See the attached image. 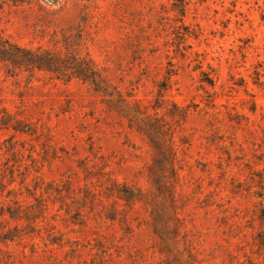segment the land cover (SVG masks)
<instances>
[{"label": "rangeland", "instance_id": "1", "mask_svg": "<svg viewBox=\"0 0 264 264\" xmlns=\"http://www.w3.org/2000/svg\"><path fill=\"white\" fill-rule=\"evenodd\" d=\"M180 4L0 0L5 39L105 79L0 60V264H264V0Z\"/></svg>", "mask_w": 264, "mask_h": 264}, {"label": "trees", "instance_id": "2", "mask_svg": "<svg viewBox=\"0 0 264 264\" xmlns=\"http://www.w3.org/2000/svg\"><path fill=\"white\" fill-rule=\"evenodd\" d=\"M180 11L182 16L184 15L185 8H184V2L185 0H180ZM0 60L10 62L16 67H20L21 70H41L48 73L55 74L57 77H60L61 74H64L65 72H70L69 77L70 78H78L82 80L83 82H90L94 84L97 87L103 88L105 79L99 74V69L95 66L94 62L86 57L69 55V53H58L53 52L49 49H44L41 46L38 48H29L25 46H19L18 44H13L11 41L7 40L0 34ZM117 94L113 99L119 101L121 107H123L126 110H130L132 107L129 106V104H126V97L117 90ZM114 95L113 93L111 96ZM139 102V100H136ZM137 108V107H136ZM156 109V108H155ZM145 120H149V128L146 130V134L148 135L151 144L155 149L158 150L157 155L155 156L156 163L161 166L162 168L166 167L165 164L168 163V167H170L171 170L174 169V163L177 159V152L174 146V143L170 140V142H163L158 140L157 133L162 131L161 125L159 124V120L157 118H152L150 113L147 111L145 112V116L143 117ZM152 118V119H151ZM144 121L143 119H141ZM152 127V128H151ZM16 129V128H15ZM163 168V169H164ZM262 197V195H261ZM261 205L263 209V217L261 219H264V197L262 198ZM8 214L10 219H20L17 216V213L14 211V209L8 210ZM20 216V215H19ZM21 217V216H20ZM15 228H18V225H16ZM11 230H3L0 233V243H9L15 241V236H12ZM58 243L55 238H50L49 243L50 245H54ZM60 246H62V242L58 243ZM47 246V244H46ZM53 251V249H51ZM38 252L37 247L35 245H32L31 247V256L36 254ZM23 256L28 257V254L23 251ZM9 260H6V264H14L15 260L12 259V255L8 254ZM54 256V253L51 255ZM7 257V258H8ZM3 260V258H0V263Z\"/></svg>", "mask_w": 264, "mask_h": 264}]
</instances>
